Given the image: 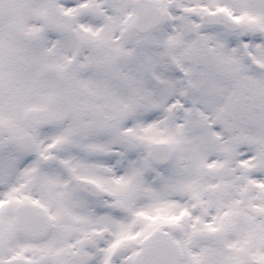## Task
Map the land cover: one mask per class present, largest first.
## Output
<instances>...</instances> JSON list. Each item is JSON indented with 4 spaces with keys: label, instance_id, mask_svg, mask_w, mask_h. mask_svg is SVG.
I'll return each mask as SVG.
<instances>
[{
    "label": "snow or ice",
    "instance_id": "1",
    "mask_svg": "<svg viewBox=\"0 0 264 264\" xmlns=\"http://www.w3.org/2000/svg\"><path fill=\"white\" fill-rule=\"evenodd\" d=\"M0 264H264V0H0Z\"/></svg>",
    "mask_w": 264,
    "mask_h": 264
}]
</instances>
